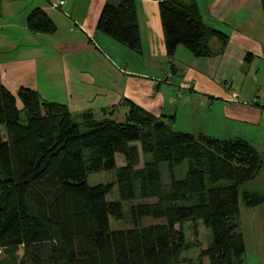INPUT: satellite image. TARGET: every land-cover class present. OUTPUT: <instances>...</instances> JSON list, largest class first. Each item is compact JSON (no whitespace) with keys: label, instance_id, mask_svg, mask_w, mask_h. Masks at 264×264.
Listing matches in <instances>:
<instances>
[{"label":"trees","instance_id":"1","mask_svg":"<svg viewBox=\"0 0 264 264\" xmlns=\"http://www.w3.org/2000/svg\"><path fill=\"white\" fill-rule=\"evenodd\" d=\"M135 1L106 3L96 29L140 53ZM148 1L159 6L168 57L182 47L192 57L204 58L210 54L208 36L223 37L205 28L193 5ZM26 26L36 34L57 30L39 8L29 13ZM128 106L122 122L109 116L95 119L92 113L73 116L65 105L44 101L34 90L11 94L0 78V264H168L185 248L184 237L172 225L141 226L145 218L201 221L212 238L200 254L209 264H233L244 254L241 198L248 208L264 203V183H255L259 153L241 139L175 132L168 121ZM144 127L157 138L146 147L150 159L136 171L140 157L134 144L142 140ZM116 155L125 159L120 168ZM186 162L178 179L175 170ZM161 166L168 172L169 195ZM90 170L115 171L118 187L130 188L138 177L141 196L156 202L132 205V227L110 231V217H122L121 202L107 201L110 186L88 185ZM186 196L196 201L174 206Z\"/></svg>","mask_w":264,"mask_h":264},{"label":"crops","instance_id":"2","mask_svg":"<svg viewBox=\"0 0 264 264\" xmlns=\"http://www.w3.org/2000/svg\"><path fill=\"white\" fill-rule=\"evenodd\" d=\"M58 1L1 0L0 78L11 94L28 88L73 116L117 122L135 105L175 132L241 139L262 157L264 183V0H178L195 6L205 28L223 35H209L210 54L199 59L182 47L166 55L157 2L135 1L141 40L135 53L96 29L103 6L120 0H64L54 8ZM36 8L54 22V34L27 29Z\"/></svg>","mask_w":264,"mask_h":264},{"label":"rangeland","instance_id":"3","mask_svg":"<svg viewBox=\"0 0 264 264\" xmlns=\"http://www.w3.org/2000/svg\"><path fill=\"white\" fill-rule=\"evenodd\" d=\"M156 138L157 136L154 137V135L150 134L147 128H143L142 140L134 144L138 148V153L140 157L139 165L135 168L136 171L142 169L144 166V162L150 159V155L146 153V147L153 143ZM91 156V151H88L86 153V157L87 164L89 167L91 163ZM124 164V157L121 155H116V167L120 168ZM187 168V162L183 164L182 167L177 168L175 170L176 177L180 179L181 176L186 172ZM161 174L162 185L164 187L165 195H169V178L165 166H161ZM259 180L261 179L258 175L255 179V183H260ZM87 183L89 186L93 187L110 186L111 191L106 196L107 201L121 202L122 217L120 219L110 217V231H124L132 227V205L143 202H156V199H146L141 196V184L138 177L133 180V183L130 188L118 187L116 185L115 171L104 172L99 170L98 172H93L90 170L88 172ZM1 192L0 194H2ZM195 201L196 200L194 198L186 196L184 200L182 199L175 202L174 206L189 205ZM165 204L168 206L170 205L169 202H166ZM261 205L257 206L259 207V210L251 211V209L253 208H248L241 198L239 209V221L240 229L245 239V251L239 259L233 262V264H264V221L262 219L263 217L260 214ZM154 224L172 225L173 228L180 231L184 237V242L186 245L185 248L179 253L177 257L171 259L168 264H209L208 259L205 257H201L200 254L211 244L212 238L209 231L204 227V224L201 221L186 220L172 222L166 219L153 220L151 218H145L141 221V226H149ZM17 254L20 257L21 251L19 250Z\"/></svg>","mask_w":264,"mask_h":264},{"label":"built area","instance_id":"4","mask_svg":"<svg viewBox=\"0 0 264 264\" xmlns=\"http://www.w3.org/2000/svg\"><path fill=\"white\" fill-rule=\"evenodd\" d=\"M65 4L64 0H59L58 2L56 3H53L52 6L54 8H60L61 6H63ZM77 25V24H76ZM237 98H238V94L237 93H232L231 94V101L233 102H237Z\"/></svg>","mask_w":264,"mask_h":264},{"label":"water","instance_id":"5","mask_svg":"<svg viewBox=\"0 0 264 264\" xmlns=\"http://www.w3.org/2000/svg\"><path fill=\"white\" fill-rule=\"evenodd\" d=\"M4 260V255L0 252V262Z\"/></svg>","mask_w":264,"mask_h":264}]
</instances>
